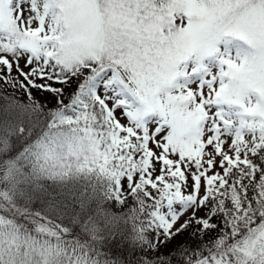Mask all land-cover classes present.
<instances>
[{
    "label": "snow or ice",
    "instance_id": "1",
    "mask_svg": "<svg viewBox=\"0 0 264 264\" xmlns=\"http://www.w3.org/2000/svg\"><path fill=\"white\" fill-rule=\"evenodd\" d=\"M0 264H264V0H0Z\"/></svg>",
    "mask_w": 264,
    "mask_h": 264
}]
</instances>
